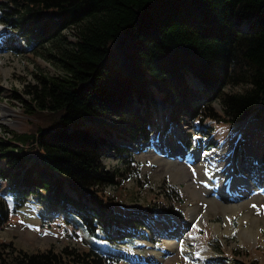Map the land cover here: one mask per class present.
<instances>
[{"label":"trees","instance_id":"trees-1","mask_svg":"<svg viewBox=\"0 0 264 264\" xmlns=\"http://www.w3.org/2000/svg\"><path fill=\"white\" fill-rule=\"evenodd\" d=\"M0 10V21L26 46L81 25L59 52L64 74L44 77L29 91L26 112L40 119L17 138L22 146L0 141V185L18 204L31 195L45 212L70 206L92 235L122 221L121 200L105 190L120 186L118 169L103 161L108 149L122 150L116 138L146 140L164 112L200 127L207 119L235 123L264 114V0H0ZM227 84L244 87L224 92ZM170 187L163 206L180 216L173 201L183 199ZM13 210L0 194V229L12 222ZM1 252L0 264H115L92 249L67 246L20 250L7 255L11 260Z\"/></svg>","mask_w":264,"mask_h":264},{"label":"rangeland","instance_id":"rangeland-1","mask_svg":"<svg viewBox=\"0 0 264 264\" xmlns=\"http://www.w3.org/2000/svg\"><path fill=\"white\" fill-rule=\"evenodd\" d=\"M75 27H68L54 40L43 45L26 46L23 36L17 33L14 35L15 30L12 26L0 22V31L2 28L8 30L6 38L1 42L4 44L0 46V141H14L22 146L17 138L23 133H28L32 123L35 124L40 119L36 111L26 112V109L31 107L28 102L29 91L34 86L37 87L44 77L64 74L65 71L58 61L59 52L63 47H70L72 44L75 32L81 25ZM11 36H16L18 44L24 48L15 45L17 49H14ZM188 80L192 85L198 86L197 79L189 77ZM243 87L242 84H227L223 91L236 92ZM211 104L218 113L221 112L219 98H214ZM170 108L171 106L168 110ZM164 116L167 117V113L164 112L162 117H159L163 118L159 125L155 123L154 145L140 143L137 147L135 144L125 142V139L116 138V144L122 145V150L115 152L114 149H108L103 160L106 167L118 169L120 173V186H106L107 194L114 196L117 202L121 200L119 203L121 213L125 214L127 219H132L133 225L142 227L140 230L139 228L137 231L133 230L134 233L128 237H117L110 230H107L108 234L95 236L86 232L74 214L56 210L46 215L34 216L27 208L28 202L33 199L29 196L16 207L15 213L20 217L0 229L2 255L10 259L7 255L15 256L20 250L28 254L46 250L60 252L67 246L69 250L70 248L92 249L103 256H110L116 264H131V257L135 253L144 257L149 264H234V259L241 260L244 264H264V207H262L264 194L256 192L236 202L230 200L229 195L225 196L224 192L217 197L211 193L210 186L207 188L206 184H203V181L207 182L209 170L201 158L187 163L185 158L176 159L171 155V151L161 150L162 148L179 149L181 144H175L176 140L183 139L187 133L198 134L203 147L194 145L192 141L188 150L197 148L200 154L203 150L234 147L233 145L240 140L237 161H244L243 166H246L256 152L260 151V154L264 152V114L257 117L252 113L245 120L232 124L222 119H219L220 123L207 119L206 124L211 126L209 130H201L197 123H192L190 120H184L182 123L173 121L171 124L164 119ZM157 130H159L158 134H156ZM162 135L164 140L160 141ZM233 135L236 137L230 140ZM166 140L175 145L166 143ZM130 150L135 151L132 152V156ZM197 150L193 152L197 153ZM223 150L211 151L218 153L215 157L214 154H210V157L205 156L208 160H212L210 165L215 164L217 160L222 163L224 157L220 155V151ZM194 170L196 172H193ZM231 172L229 168L227 173ZM245 177L247 174H241L235 184L242 183ZM168 186L178 190L183 199L182 203L173 201V210H181L180 219L185 220L180 224L184 226L185 223H189L188 229L181 231L186 235L180 232L183 236L176 238L158 235L159 232L166 234L162 222L164 223L169 216L175 215L172 210L162 206L163 203L169 204L164 192V187ZM243 187L240 186V189ZM2 188L0 187V191ZM2 193L11 203L13 202L10 195L5 191ZM70 193L74 195L72 191ZM238 203H242L241 210L230 206ZM148 207H152V210ZM132 210L143 211L147 215L131 216ZM56 215L58 218L55 219ZM159 215L162 217L159 218ZM170 219L172 223L166 228L170 224V227L175 226L177 222L174 218ZM229 222L232 231L227 233L225 228L226 223ZM214 227L220 228L222 232ZM245 228L250 229L246 232L243 231ZM144 229L149 231V237L142 238ZM136 236H142L141 239L145 243H140V238ZM169 243L173 245V254L162 255L161 260H154L153 256L147 255L152 250L160 252L159 247L166 244L169 246ZM122 248L128 251L127 257L120 253ZM192 248H197V251H186ZM10 264H13L12 260Z\"/></svg>","mask_w":264,"mask_h":264},{"label":"bare ground","instance_id":"bare-ground-1","mask_svg":"<svg viewBox=\"0 0 264 264\" xmlns=\"http://www.w3.org/2000/svg\"><path fill=\"white\" fill-rule=\"evenodd\" d=\"M210 154H214L213 156L215 157V155H217L218 153H216V152H209V153H204V156L206 155V156H208V157H210ZM192 156H194L195 157V155H196V157L198 156V154L197 153H195V152H192V154H191ZM216 159V158H215ZM217 160V159H216ZM219 165L221 166V165H223V163H220L218 160L216 161V163L215 164H212V165H210V164H208V169L210 170V172L211 171H215V170H218V168H219ZM212 173V172H211ZM210 183V182H209ZM218 183H220L221 185L223 184H226L227 182L226 181H224V178L223 179H220L219 181H217L216 183H210V185L209 186H211V187H213L214 186V184H218ZM249 186L248 187V189L249 188H251V187H253V186H251V185H249V184H244V183H242L240 186ZM221 187V186H220ZM214 191V193H217L215 190H213ZM220 195H221V193H220ZM221 198V197H220ZM242 203H238V204H230V206H232V208L233 207H237L238 209L237 210H241V208H240V205H241ZM226 206H228V205H226ZM231 218V217H230ZM214 225V224H213ZM169 226H171V224L169 225ZM215 226V225H214ZM215 229H217V231H219V232H222V230L220 229V228H216V227H214ZM250 229V228H249ZM249 229H246L245 228V230H243V231H248ZM232 231V228L230 227V222L229 223H226V228H225V232H227V233H229V232H231ZM245 235H250V233H244ZM249 237V236H248ZM170 244V243H169ZM165 246H167V245H165ZM173 247V245L172 244H170L169 246H167V248H172ZM183 248V247H182ZM184 248H185V246H184ZM185 250V249H184ZM148 256H153L152 258H154V260H161L162 259V254L160 253V252H157V251H151L150 253H148L147 254Z\"/></svg>","mask_w":264,"mask_h":264},{"label":"snow or ice","instance_id":"snow-or-ice-1","mask_svg":"<svg viewBox=\"0 0 264 264\" xmlns=\"http://www.w3.org/2000/svg\"><path fill=\"white\" fill-rule=\"evenodd\" d=\"M253 207H255V205Z\"/></svg>","mask_w":264,"mask_h":264}]
</instances>
